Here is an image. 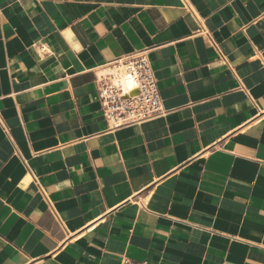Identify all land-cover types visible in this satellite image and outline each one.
<instances>
[{"label": "crops", "instance_id": "crops-1", "mask_svg": "<svg viewBox=\"0 0 264 264\" xmlns=\"http://www.w3.org/2000/svg\"><path fill=\"white\" fill-rule=\"evenodd\" d=\"M0 119V264H264V0H0Z\"/></svg>", "mask_w": 264, "mask_h": 264}, {"label": "built area", "instance_id": "built-area-1", "mask_svg": "<svg viewBox=\"0 0 264 264\" xmlns=\"http://www.w3.org/2000/svg\"><path fill=\"white\" fill-rule=\"evenodd\" d=\"M119 63L117 62L116 73L112 79L101 82L102 109L106 118L115 125L122 126L140 124L160 116L164 111L163 102L158 80L147 56L140 55ZM125 75L133 84L130 89L123 85ZM0 125L4 127L1 119ZM121 264L148 263L126 261Z\"/></svg>", "mask_w": 264, "mask_h": 264}, {"label": "bare ground", "instance_id": "bare-ground-1", "mask_svg": "<svg viewBox=\"0 0 264 264\" xmlns=\"http://www.w3.org/2000/svg\"><path fill=\"white\" fill-rule=\"evenodd\" d=\"M129 87V86H128Z\"/></svg>", "mask_w": 264, "mask_h": 264}]
</instances>
